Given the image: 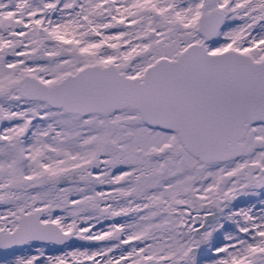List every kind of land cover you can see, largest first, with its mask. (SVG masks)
<instances>
[{
  "label": "snow or ice",
  "instance_id": "6c2138e0",
  "mask_svg": "<svg viewBox=\"0 0 264 264\" xmlns=\"http://www.w3.org/2000/svg\"><path fill=\"white\" fill-rule=\"evenodd\" d=\"M0 264H264V0H0Z\"/></svg>",
  "mask_w": 264,
  "mask_h": 264
}]
</instances>
